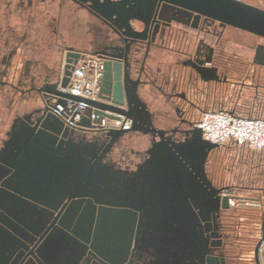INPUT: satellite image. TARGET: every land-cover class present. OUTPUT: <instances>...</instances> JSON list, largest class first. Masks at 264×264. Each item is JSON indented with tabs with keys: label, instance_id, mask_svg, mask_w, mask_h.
<instances>
[{
	"label": "water",
	"instance_id": "95a60500",
	"mask_svg": "<svg viewBox=\"0 0 264 264\" xmlns=\"http://www.w3.org/2000/svg\"><path fill=\"white\" fill-rule=\"evenodd\" d=\"M81 1H90L96 8L100 0ZM156 2L184 6L264 38V10L241 0H104L103 5L128 36L131 21L145 23L144 15ZM131 3L147 6L126 8ZM78 59L79 55L75 61L67 59L60 83L39 89L42 106L13 122L0 151V179L4 167L12 170L0 186V264H78L81 249L87 248L99 260L94 264H126L133 251L149 252V264H231L227 256L216 255L224 244L217 224L210 234L212 215L221 222L222 212L231 209L229 197L222 195L225 189L214 188L206 172L210 154L220 146L206 141L199 127L180 143L168 136L170 131L156 129L152 114L137 95L132 97L120 84H111L113 77L118 78L114 67L106 70L109 83L104 75L99 84V98L110 104L88 103L100 115L97 121L124 116L132 128L106 129V146L78 140L76 133L91 129V121L84 119L70 128L56 113L65 99L82 100L62 91L69 87ZM34 114L39 115L36 126L30 120ZM128 132L153 135L146 159L134 170L108 159L113 146ZM61 208L65 211L59 227L49 233L50 218ZM42 232L40 259L34 256L38 263L26 262L25 250ZM57 232L70 242L57 237ZM263 240L264 212L255 264H261Z\"/></svg>",
	"mask_w": 264,
	"mask_h": 264
},
{
	"label": "flooded vegetation",
	"instance_id": "af4514ba",
	"mask_svg": "<svg viewBox=\"0 0 264 264\" xmlns=\"http://www.w3.org/2000/svg\"><path fill=\"white\" fill-rule=\"evenodd\" d=\"M241 1L264 10V5ZM103 3L100 0L93 8V3L81 0H0V151L13 122L42 106L39 89L60 83L67 59L75 61V55L79 59L70 81L79 66L88 64L100 76L99 88L104 75L109 83L106 70L114 67L118 78L113 77L111 84H120L132 97L137 95L152 114L155 128L170 131L168 136L179 143L190 138L208 111L258 107L264 112V38L168 2L151 3L154 6L144 15L145 23L131 21L127 36L116 25L117 17H108ZM135 4L126 8L147 6ZM236 44L243 52H253L252 60L238 57ZM29 100L36 102L28 105ZM23 104L28 109L21 110ZM38 118L34 114L31 125L36 126ZM92 125L76 133L78 140L106 146V129L98 123ZM152 140V134L128 132L113 146L108 159L118 167L134 170L146 159ZM214 152L207 160L206 172L212 186L220 189L215 181ZM1 173L0 186L8 181L12 170L4 167ZM62 208L50 218L49 233L59 227L65 211ZM229 212H222L221 222L213 214L209 223L210 234L217 224L224 242L216 255L230 260L232 247L224 234V224L230 228V223H224ZM4 216L8 219L7 213ZM44 232L25 250L26 262L40 257ZM79 256L78 264L99 263L90 248L81 249ZM151 259L149 252L133 251L126 264H149Z\"/></svg>",
	"mask_w": 264,
	"mask_h": 264
},
{
	"label": "built area",
	"instance_id": "2783aa9c",
	"mask_svg": "<svg viewBox=\"0 0 264 264\" xmlns=\"http://www.w3.org/2000/svg\"><path fill=\"white\" fill-rule=\"evenodd\" d=\"M99 77V74L90 69L88 64L79 66L69 87L62 91L82 100L65 99L64 105H58L57 115L70 128H75L84 119H89L92 124L98 123L107 130H130L132 122L124 116H121L119 120L103 118L97 121L100 115L94 112L95 109L90 117L84 115L83 111L90 108L88 102L99 101ZM197 126L203 131L206 141L220 147L234 145L254 153L264 154V112L258 107L208 111L204 113ZM222 195L229 197L231 208L235 207L238 199L229 192V189H225ZM259 255L261 264H264V240L260 246Z\"/></svg>",
	"mask_w": 264,
	"mask_h": 264
},
{
	"label": "rangeland",
	"instance_id": "374dc122",
	"mask_svg": "<svg viewBox=\"0 0 264 264\" xmlns=\"http://www.w3.org/2000/svg\"><path fill=\"white\" fill-rule=\"evenodd\" d=\"M249 1L264 5V0ZM239 45L236 44L237 56H242L246 61L252 60L253 52H243V49L238 48ZM28 103V105L35 104L33 101ZM28 105H20L21 110L28 109ZM83 113L85 116L90 117L92 110L88 108ZM214 153L215 181L220 185V188L229 189V192L238 199L233 208L252 210L249 213L241 214L234 211L235 209H230V217L224 221V223L227 222L226 224L230 223L229 229L225 228L224 224V234L227 243L230 244V248L232 247L231 250H233L232 257H229L231 264H248L251 254L255 252L257 242L260 241L262 236L260 219L262 218L263 221L264 154L254 153L246 148H239L234 145L221 146ZM240 197H252L254 200Z\"/></svg>",
	"mask_w": 264,
	"mask_h": 264
},
{
	"label": "trees",
	"instance_id": "16d2710c",
	"mask_svg": "<svg viewBox=\"0 0 264 264\" xmlns=\"http://www.w3.org/2000/svg\"><path fill=\"white\" fill-rule=\"evenodd\" d=\"M240 198H243V197H240ZM243 199H247V200H254V198H252V197H246V198H243ZM231 209H235L234 211H236V212H240L241 214H246V213H249L250 211H252V210H249V209H241V210H239V208H231ZM253 211H255V210H253ZM256 217V216H255ZM255 220V219H254ZM261 220V223H262V218L260 219ZM258 243V242H257ZM229 254H230V256L232 257V255H233V250H230L229 249ZM237 255V254H236ZM235 256V255H234ZM235 257H237V256H235ZM248 264H255V260H254V253H252L251 254V257L249 258V262H248Z\"/></svg>",
	"mask_w": 264,
	"mask_h": 264
}]
</instances>
